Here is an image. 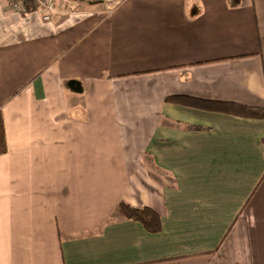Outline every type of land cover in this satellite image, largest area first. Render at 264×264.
Instances as JSON below:
<instances>
[{"label": "crops", "instance_id": "crops-1", "mask_svg": "<svg viewBox=\"0 0 264 264\" xmlns=\"http://www.w3.org/2000/svg\"><path fill=\"white\" fill-rule=\"evenodd\" d=\"M56 2L0 0V264H264V0Z\"/></svg>", "mask_w": 264, "mask_h": 264}, {"label": "trees", "instance_id": "trees-1", "mask_svg": "<svg viewBox=\"0 0 264 264\" xmlns=\"http://www.w3.org/2000/svg\"><path fill=\"white\" fill-rule=\"evenodd\" d=\"M20 3L19 0H13ZM12 4V2H10ZM23 14L38 12L33 0H24L21 5ZM192 106L206 111H219L222 105L210 101L194 100L191 102ZM232 113L243 116L246 118L264 119V109L244 108V107H231ZM264 143V141H263ZM8 151L6 141V131L4 126V119L0 110V156L5 155ZM119 212L129 220L142 223L146 229L151 233H159L162 229L160 218L150 209L138 210L134 209L125 203H120L118 206Z\"/></svg>", "mask_w": 264, "mask_h": 264}, {"label": "built area", "instance_id": "built-area-1", "mask_svg": "<svg viewBox=\"0 0 264 264\" xmlns=\"http://www.w3.org/2000/svg\"><path fill=\"white\" fill-rule=\"evenodd\" d=\"M20 3L17 1L10 0L12 2L11 8L15 11L21 10V5L23 4L24 0H19ZM34 4L38 10V12L42 15L43 19L46 22H52L54 16L57 13H63L64 9L62 5H59L56 0H33Z\"/></svg>", "mask_w": 264, "mask_h": 264}]
</instances>
